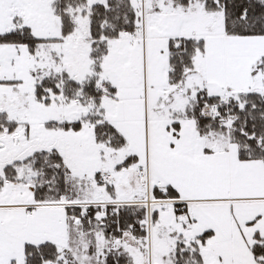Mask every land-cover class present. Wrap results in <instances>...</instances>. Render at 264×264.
Listing matches in <instances>:
<instances>
[{"label": "snow or ice", "instance_id": "1", "mask_svg": "<svg viewBox=\"0 0 264 264\" xmlns=\"http://www.w3.org/2000/svg\"><path fill=\"white\" fill-rule=\"evenodd\" d=\"M0 264H264V0H0Z\"/></svg>", "mask_w": 264, "mask_h": 264}]
</instances>
